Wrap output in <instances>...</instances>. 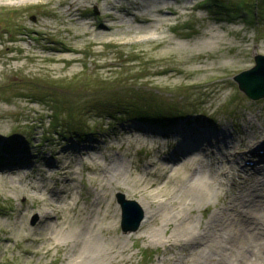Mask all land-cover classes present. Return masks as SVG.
Wrapping results in <instances>:
<instances>
[{
	"label": "rangeland",
	"instance_id": "374dc122",
	"mask_svg": "<svg viewBox=\"0 0 264 264\" xmlns=\"http://www.w3.org/2000/svg\"><path fill=\"white\" fill-rule=\"evenodd\" d=\"M73 1H0V143L14 131L24 137L29 135V142L24 144L26 150L15 152L10 160L0 161V264H66L71 256L69 254L79 257L85 243L91 241L88 236L92 229L96 235L94 242L111 245V242L118 241L126 245L120 264H170L162 259L164 256L169 258L177 248H169L140 233L161 225L170 231L173 223L163 225L161 220L156 219L148 225L146 222L140 223L130 235L122 230L121 208L116 200V192L121 191L127 198L135 199L140 204H145L148 197L138 191L126 165L120 166L115 161L120 159L129 163L134 160L139 170L157 159V155L161 163L165 152L173 148L175 137L159 131L170 123L121 119L124 110L120 111V103L152 98L163 106L178 104L188 113L187 116H180L181 122L188 118L198 119L203 125L208 124L215 130L219 128V131L225 129L226 123L229 131L240 135L245 125L248 129L245 119L251 117V109L258 110L261 105L264 108V96L250 98L234 79L236 73L255 64L256 53L264 54V0H169L167 4H162L161 10L168 20L158 24V31L149 32L148 35L132 32L120 35L124 26H135L134 15L131 14L129 22L116 20L112 35L96 38L97 41L93 40V36L81 35L86 28L79 27L76 19L85 15L94 23L93 27L101 22H113L103 15L104 0ZM135 1L144 2H115L118 6H127ZM214 2L228 4L230 8L218 7ZM68 5L70 11L67 10ZM137 12H140L139 8L134 10V13ZM121 14L118 12L119 17H122ZM135 29L133 27L132 31L135 32ZM214 33H218L216 40L203 44L208 38L206 35ZM65 43L80 48L75 51L57 49ZM185 46L191 47L193 56L187 57V52L179 51ZM197 52H202L201 56ZM201 61H205L204 65L227 66L191 73L178 72L177 69L158 71L172 64L187 70L202 66ZM114 109L120 112L115 114ZM109 111H113L115 116L110 115ZM261 118L264 119V110ZM75 120L76 124L73 123ZM131 126L143 127L147 132L150 129L155 135L132 130ZM70 128H82L88 133L79 136ZM87 139H92L97 148L84 150L86 152L77 158L70 153L69 158L65 159L76 170L71 175L73 181L65 183L60 181L61 177L57 180L59 173L54 172V165L49 169L42 158L58 162L62 158L61 149L69 142L73 145ZM104 155L106 158L103 159ZM92 158L99 164H94L97 167L95 170H86L81 161ZM105 163L112 166L110 173H116V180L105 178L101 168V164ZM172 164L179 165L173 161L167 162L168 166ZM10 167L22 173L38 167L35 174L37 171L41 173L44 168L42 175L46 177L38 174L37 179H32V183L38 184V189L31 190V193L40 195L39 183H43L42 195L46 196V202H53L49 206L53 209L51 212L63 217L67 223L75 216L76 219L77 214L82 215V225L75 223L65 231L43 228L40 223L42 212L39 207L31 208L37 203V198H26L27 208L22 209L25 207L23 194L26 192L18 190L28 184H23L14 175L16 187L12 188L11 176L7 172ZM133 172L141 176L137 175L139 172ZM185 173L187 171L184 169L179 171L180 176ZM179 179V176L172 178L167 189L175 190L173 195L178 204L188 202L192 209L186 208L184 211L190 212L192 222L199 227V223L204 222L225 199L218 196L215 190H207V194H203V190L182 187ZM60 185L70 189L72 197L68 202L72 206L76 198L78 207L92 202L94 187H102L101 193L106 198L92 207L101 209L102 213L109 209V219L96 212L81 214L82 211L78 212L73 207L57 211V197L53 194ZM260 188L264 189V186ZM163 205L158 208L159 211L152 213L160 217L174 209L170 204ZM203 206L207 208L203 210ZM112 216L116 218L111 229L114 234L110 236L109 230L107 236V230L103 229L101 233L99 227L108 225ZM18 228L34 231L39 235V241L34 244L15 238L7 241L6 236H14ZM158 233L163 235L161 230ZM47 236H52L58 244L46 243ZM25 247L38 251L33 255L25 254ZM183 262L177 261L176 264Z\"/></svg>",
	"mask_w": 264,
	"mask_h": 264
},
{
	"label": "bare ground",
	"instance_id": "6f19581e",
	"mask_svg": "<svg viewBox=\"0 0 264 264\" xmlns=\"http://www.w3.org/2000/svg\"><path fill=\"white\" fill-rule=\"evenodd\" d=\"M71 1L74 2L73 0ZM115 1L104 0L102 4V7L105 9L103 15L114 20L111 23L101 22L93 27L94 23L87 16L80 15V18L76 19V23L79 27L86 28L81 35L87 34L88 36H93L95 38L93 40L95 41L98 38L112 35L111 32L115 27L114 22L116 20L129 22L130 17H132L131 14L134 15L133 21L135 22V26L133 27L137 29L133 32L132 26H124L122 28L124 30L119 33L122 36L128 32H132L131 34L144 33L148 35L149 32L158 31L159 23H166L168 20V17L161 10L162 4H167L169 0H144L143 3L135 1L127 6H118ZM137 8L140 9V12L134 13V10ZM67 10L70 11V5H68ZM118 12L122 13V17L118 16ZM171 12H174V10ZM216 34L218 33L207 34L208 38L204 40L203 44L213 43L216 40ZM75 35H78V33ZM79 48L78 46L65 43L57 49L61 51H75ZM190 50L191 47L189 46H185V49H179L182 53L187 52V57L193 56ZM196 54L200 55L202 52H197ZM201 63L202 66L187 68V70L184 67L180 69L175 64H172L158 71L167 72L177 69L178 72L191 73L192 71L207 70L210 67L224 68L227 66V64L204 65L205 61H201ZM262 110H264L262 105L258 107V110L251 109V117L245 119L248 129L245 125L243 128L245 134L242 130L238 136L234 135L233 131L228 130L229 128L226 123H224L225 129L219 131V128L215 130V128H210L208 124L203 125L198 119L188 118L183 119L181 122L178 116L169 125L159 130L164 134H170L171 138L175 137L173 148H171L170 152H165L161 158L163 162L160 163V158L157 155V159L146 163L143 166L144 169L139 170L134 160L129 161V163L120 159L115 161L120 166L126 165L129 177L133 179L138 191L148 197L145 204L139 203L144 211L141 223L146 222L148 225L156 219L161 220L163 225L173 223L170 231H167L161 225L159 228L153 227L140 233L147 239L158 240V242L168 245L169 248H177L169 258L163 257L164 263L176 264L177 261H184V264H264V189L260 188L264 186V119L261 118ZM258 121L259 124H256ZM131 127L132 130L148 133L146 135L153 136L154 134V131L150 129L147 132L143 127ZM96 146L97 144L92 139L83 140L81 143H74L73 145L69 142L64 149H61V160L59 159L58 162H54V160L45 157L42 158V161L45 166H49V169L51 165H54V172L59 173L56 177L57 180L61 177L60 181L69 183L73 181L74 178L71 175L76 170L65 159L69 158L70 153L77 158L81 153L86 152L84 150L88 151L94 149ZM192 149H194L195 153L191 151ZM35 152L36 150L33 153ZM104 158H106L105 155L103 156ZM166 161H173L175 164L179 163V165L172 164L168 166ZM81 164H83L86 170L87 168L95 170L97 167L94 164H99V162L92 158L86 162L81 161ZM89 164L91 165L89 166ZM109 164H101V168L103 169L105 178L113 181L116 180L114 176L116 173H110L112 166ZM37 169L39 168L33 167L26 173H22L17 168L10 167V169H7L9 170L7 172L11 176L10 182L12 188L16 187L15 180L12 177L14 175L18 176L23 184L25 182L28 184L27 187L18 190L19 192H26V194H23L25 207H22V209L27 208L26 198L34 197L37 198V203L32 205L31 208L39 207V210L42 212L40 223L43 228H55L65 231L74 226L75 223L82 225L84 216L78 215L76 212L77 218L74 219L75 216L69 223L63 217L61 218L56 213L51 212L53 209L49 206L53 202H46V196L42 195L43 183H39L40 195L37 196L31 193V190L38 189V184L32 183V179H37L38 174L44 176L42 175L44 168H41V173L37 171L35 174ZM182 169L185 172L187 171V173L180 176L179 171ZM0 170L1 178L2 168ZM133 171L139 172L137 175L141 176L134 175L135 172ZM177 176L180 178L182 187H187L190 190H203V194H207V190H215L218 196L225 199L224 203L209 214L204 222L199 223V227H195L190 212L188 214L187 211H184L186 208L187 210L192 209L191 206L189 207L188 202L184 201L178 204L173 195L175 190L167 189L172 178ZM95 177L93 176V178ZM102 184L100 183V185ZM74 187L77 186L75 185ZM57 188L53 194V196L57 197L55 203L57 211L68 210L73 207L78 212L82 211L81 214L84 212L88 214L96 212L97 214L104 215V218L109 219L107 212L109 209L104 210L105 213H102L101 209L98 210L92 207L94 204L105 200V195L101 193L102 187H94L92 202L90 201L87 206L83 207H78V200L76 198L75 203L72 206L70 205L68 199L72 197V192L67 186L60 185ZM163 204H170L174 209L164 212L160 217L154 212L152 213V211H159L158 208L163 207ZM204 207L207 208V206H203V210H205ZM115 221L116 218L112 216L108 225L99 227L101 229L100 232L102 233L103 229H105L107 230L105 234H109L108 231L112 229ZM159 230L163 231L162 236L159 235ZM91 231L88 236V240L91 241L85 243L84 249L79 252V257L74 256L75 254H69L71 256L66 264H120L123 259L121 254L125 253L127 249L126 245L118 241L111 242V245H108L105 241V244H99L98 242H94L96 235L93 229ZM130 232L127 231L125 234L130 235ZM113 234L111 230L109 235L113 236ZM38 237L39 235L34 231L18 228L14 236L8 235L5 239L12 241L15 238L19 241L24 240L27 243L34 244L37 240L39 241ZM45 242L50 245L51 243L53 245L58 244L52 236H47ZM75 242H79V240ZM37 251L34 248L25 247L24 249V253L30 255H33ZM127 258H130V256Z\"/></svg>",
	"mask_w": 264,
	"mask_h": 264
},
{
	"label": "trees",
	"instance_id": "16d2710c",
	"mask_svg": "<svg viewBox=\"0 0 264 264\" xmlns=\"http://www.w3.org/2000/svg\"><path fill=\"white\" fill-rule=\"evenodd\" d=\"M216 1V0H213ZM218 7H224V8H230L228 4L224 3H217L214 2ZM233 5H231L232 7ZM238 8V7H237ZM161 102L158 100H154L150 98L149 100H124L122 103H120L121 110H124L122 113L124 114L121 119H137V120H145L146 122H161V123H171V121L180 116L188 115L186 113V110L184 111V107H180L178 104H173L171 106H163L164 104H160ZM167 108V109H166ZM116 114V112H120L119 109L113 110ZM113 111H109L110 115L115 116ZM77 120V119H76ZM73 121L74 124L77 123V121ZM82 124V123H80ZM166 125V124H165ZM73 129V130H72ZM71 131L75 132L79 136L82 134L87 135L88 131L82 128H70ZM13 135V136H12ZM29 135L22 136L18 134V131L12 132L11 136L8 137V139L2 141L0 143V161L3 162V160H10L11 158H14L15 152L24 151L26 150L25 143H28Z\"/></svg>",
	"mask_w": 264,
	"mask_h": 264
},
{
	"label": "water",
	"instance_id": "95a60500",
	"mask_svg": "<svg viewBox=\"0 0 264 264\" xmlns=\"http://www.w3.org/2000/svg\"><path fill=\"white\" fill-rule=\"evenodd\" d=\"M255 64L234 75L239 88L252 99L264 96V54L256 53ZM116 200L121 208V228L124 232L136 230L143 217L144 211L139 202L127 198L121 191L116 192Z\"/></svg>",
	"mask_w": 264,
	"mask_h": 264
}]
</instances>
